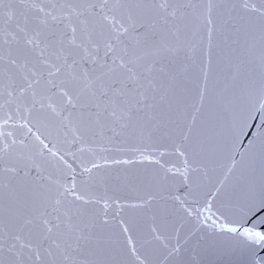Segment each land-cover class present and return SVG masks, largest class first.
<instances>
[{
    "label": "snow or ice",
    "instance_id": "obj_1",
    "mask_svg": "<svg viewBox=\"0 0 264 264\" xmlns=\"http://www.w3.org/2000/svg\"><path fill=\"white\" fill-rule=\"evenodd\" d=\"M209 262L264 264V0H0V264Z\"/></svg>",
    "mask_w": 264,
    "mask_h": 264
},
{
    "label": "water",
    "instance_id": "obj_2",
    "mask_svg": "<svg viewBox=\"0 0 264 264\" xmlns=\"http://www.w3.org/2000/svg\"><path fill=\"white\" fill-rule=\"evenodd\" d=\"M177 226H179V224H177ZM189 227H190V225H187V224L184 225L185 230H187ZM209 264H210V262H209Z\"/></svg>",
    "mask_w": 264,
    "mask_h": 264
}]
</instances>
